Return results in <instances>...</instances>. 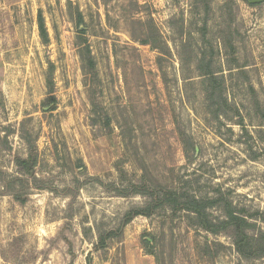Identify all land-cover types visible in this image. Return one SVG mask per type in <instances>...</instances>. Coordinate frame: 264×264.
Returning <instances> with one entry per match:
<instances>
[{"label":"rangeland","instance_id":"rangeland-1","mask_svg":"<svg viewBox=\"0 0 264 264\" xmlns=\"http://www.w3.org/2000/svg\"><path fill=\"white\" fill-rule=\"evenodd\" d=\"M250 3L0 0V170L16 175L29 133L46 187L21 204L0 185V264H264L186 211L122 225L150 199L114 189L184 190L264 215V0ZM208 66L223 90L214 101ZM207 243L216 256L200 255Z\"/></svg>","mask_w":264,"mask_h":264},{"label":"trees","instance_id":"trees-1","mask_svg":"<svg viewBox=\"0 0 264 264\" xmlns=\"http://www.w3.org/2000/svg\"><path fill=\"white\" fill-rule=\"evenodd\" d=\"M250 4L255 5L256 3ZM80 32L81 34L85 33L83 30ZM81 46L90 82L96 85L99 79L97 62L91 52L87 39L83 35L81 36ZM202 63H204V58L201 59V68L205 69ZM206 69L203 75L207 76L210 81V86L206 88L208 99L214 101L217 93L218 98H222L223 90L218 85L217 80L219 78L216 75L217 71L211 69V66L206 67ZM50 97L53 101L56 100L53 90H51ZM21 137L28 146L29 154L27 157L18 158L15 161L17 166L16 175H8L6 172L0 170L3 176L0 185L4 188V193L6 192L11 195L17 202L25 204L27 199L21 196L23 193H27V188L36 187L44 189L46 187L40 183L36 172V166L39 163L38 146L35 145V140L29 133H22ZM114 189L118 192V196L127 197L131 194H143L150 199L145 206L135 207L128 211L122 225L128 224L139 215L151 216L162 207L171 208L175 212L186 211L194 215L195 224L201 229L214 235L229 237L232 240L235 251L241 258L247 260L264 259V230L258 227L255 221L259 218L264 222V215H259L257 212L247 215L230 200L224 198H201L184 190H158L140 184H133L129 188L114 187ZM215 206L223 210V218H213L210 209ZM113 234V232H110L107 235H100L103 246L106 245V240L111 238ZM147 235L148 237L142 238L143 247L145 248H149L153 240L150 233ZM147 253L154 255L150 250ZM199 253L202 257L209 256L211 258L217 255L218 250L213 251L207 243V245L201 247Z\"/></svg>","mask_w":264,"mask_h":264},{"label":"water","instance_id":"water-1","mask_svg":"<svg viewBox=\"0 0 264 264\" xmlns=\"http://www.w3.org/2000/svg\"><path fill=\"white\" fill-rule=\"evenodd\" d=\"M262 0H250L251 3L261 2Z\"/></svg>","mask_w":264,"mask_h":264}]
</instances>
